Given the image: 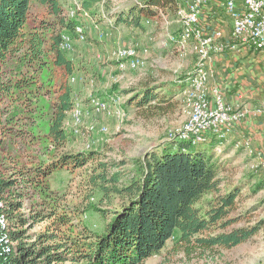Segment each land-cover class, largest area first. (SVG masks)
Listing matches in <instances>:
<instances>
[{"label": "trees", "instance_id": "trees-1", "mask_svg": "<svg viewBox=\"0 0 264 264\" xmlns=\"http://www.w3.org/2000/svg\"><path fill=\"white\" fill-rule=\"evenodd\" d=\"M77 1L92 19L107 20L112 28L141 29L142 21H159V11L173 15L178 8L176 0H135L113 12L111 0ZM65 11V0H0V100L18 111L0 122V147L1 137L15 131L13 121L31 113V100L20 105L15 92L39 91L45 84L53 108L44 137L54 150L63 149L70 137L64 122L74 105L69 80L76 67L59 45L66 35L77 39L78 16L70 19ZM113 95L129 96L124 107L145 116L165 115L177 105V90L164 84L115 89ZM18 135L30 134L20 130ZM211 149L206 141L189 138L126 162L91 166L87 183L106 201L103 208L87 210L105 221L99 232L75 224L49 197L25 205L30 192L47 187L51 174L86 168L95 153L53 155L29 168L0 160V264H144L169 242L187 253L227 251L245 243L264 230V220L243 225L235 216L242 188L223 178L228 163ZM40 224L43 230L33 232Z\"/></svg>", "mask_w": 264, "mask_h": 264}, {"label": "rangeland", "instance_id": "rangeland-1", "mask_svg": "<svg viewBox=\"0 0 264 264\" xmlns=\"http://www.w3.org/2000/svg\"><path fill=\"white\" fill-rule=\"evenodd\" d=\"M133 2L135 0H111L109 7L113 12H121ZM176 2L178 8H183L184 0ZM65 8V12L73 11L78 15L77 25L83 28L87 38L84 42L72 38L73 49L65 53L76 67V72L71 77L74 80H69V84L74 90V104L80 106L84 114L81 136L76 138L72 135L70 126L67 125L71 119L69 112L64 128L70 137L63 149L54 150L44 137L53 108V98L45 95L44 88L47 85H42L39 91L28 89L26 93L20 90L15 92V99L20 105L31 100V113H26L19 122L13 121L11 126L15 131L1 137L0 160H7L6 163L10 166L11 163L8 162L12 160L21 167L29 168L38 162L50 160L53 155L95 153V160L86 168L74 171L64 169L51 174L46 181L47 187L41 192H30L25 205L49 197L56 200L59 209L75 218V224L86 225L93 232H99L105 221L99 213L87 210L90 205L103 208L106 201L102 200L101 193L93 191L87 183L89 169L99 161L126 162L148 152H158L170 142L193 138L187 131L190 105L195 95L189 80L198 66V57L192 39L183 47L175 41L180 29L177 12L170 15L159 11V21H142L141 29H133L123 25L112 28L109 26L112 23L107 20L103 22L92 19L81 9L77 0H65ZM219 15L217 13L216 16ZM219 18L224 21L221 23L225 24V28L230 30L226 16L222 14ZM98 33H103V38ZM122 52H131L139 60L138 68L120 70L117 67V56ZM208 64L203 67L205 76L207 75V97L211 89H216L209 85L212 72ZM145 83L156 87L164 84L176 89V107L162 116H145L140 113L141 110L124 107V101L129 96L113 95L115 89L121 91L140 88ZM201 96L200 93L198 97ZM90 98H98L106 103L107 109L96 114L88 105ZM9 106L6 100H0L2 123H7V119L18 112ZM20 130L29 132V137L18 135ZM183 134L186 139H179ZM208 135L211 134L204 135L205 141ZM198 136L199 134L196 135ZM202 148L203 145L195 149ZM214 149L212 147V152L228 163L223 178L229 181L227 183L242 188L235 216H240L243 225H253L264 220V167L257 166L252 153L247 150L244 152L232 147L227 150L222 149V146L219 152ZM113 203L117 204L114 198ZM44 226L45 224L37 225L33 232L42 231ZM144 264H264V230H259L250 240L227 251L202 252L197 249L187 253L184 250L175 251L173 244L169 242L160 256L149 258Z\"/></svg>", "mask_w": 264, "mask_h": 264}, {"label": "built area", "instance_id": "built-area-1", "mask_svg": "<svg viewBox=\"0 0 264 264\" xmlns=\"http://www.w3.org/2000/svg\"><path fill=\"white\" fill-rule=\"evenodd\" d=\"M227 6L229 13L241 25L240 33H233L225 28V24L214 20L208 13L203 10L202 0H184L186 12L190 15V22L196 31H204V39H196L199 49L197 63L205 65L213 57L230 53L231 46L248 45L252 46L253 42L264 43V0H214ZM73 11L67 13V17L75 19ZM82 16V14H79ZM194 18H202V25H194ZM75 34L78 41V25L75 26ZM216 39H224V46H216ZM63 53L70 52L73 49L72 39L66 35L59 45ZM74 80L73 78L71 79ZM208 99L210 107H204L195 120V125L189 131L194 134L200 127L210 129L219 126L232 125L236 126L244 121L248 116L264 118V105L252 108L246 103L241 94L236 95V100L228 103L224 100V93L220 87L211 89ZM76 103V102H75ZM71 112L70 126L72 135L78 138V105L74 104ZM172 135V134H170Z\"/></svg>", "mask_w": 264, "mask_h": 264}, {"label": "crops", "instance_id": "crops-1", "mask_svg": "<svg viewBox=\"0 0 264 264\" xmlns=\"http://www.w3.org/2000/svg\"><path fill=\"white\" fill-rule=\"evenodd\" d=\"M220 22H222L221 19ZM228 23L231 29L229 20ZM220 40L224 41V39ZM253 52L252 48H240L236 52L231 51L213 57L209 64L207 63L212 72L209 85L220 87L226 102L232 103L236 100V95L241 94L244 101L252 108L264 105V51L253 49ZM206 100L210 107V99L206 97ZM205 134H211L206 137V143L218 151H220V146L227 150L230 147L244 152L247 150L252 153L253 161L258 163L257 166L264 167L263 117L248 116L236 126L225 125L218 127L217 131H203L197 138L205 142Z\"/></svg>", "mask_w": 264, "mask_h": 264}, {"label": "bare ground", "instance_id": "bare-ground-1", "mask_svg": "<svg viewBox=\"0 0 264 264\" xmlns=\"http://www.w3.org/2000/svg\"><path fill=\"white\" fill-rule=\"evenodd\" d=\"M202 6L203 10L209 14L211 18H214V20L220 22L219 16L224 14L226 18L229 20L231 24V31L233 33H240L241 32V25L239 22L234 19V17L229 13V8L227 6H222V4L218 3L214 0H202ZM222 14H221V12ZM220 12L219 16H216L217 13ZM87 17L86 15H84ZM177 16H178V22L180 23V29L176 38V43L180 46H184L185 43H187L190 39L193 40L195 44V54L197 57H199V49L198 44L196 42L195 36L197 39H204V31H196V29L193 27L192 24H185L190 22V15L186 12V5L184 4L183 8H178L177 10ZM226 20V19H225ZM223 22V21H222ZM194 25H202V18H194ZM228 27V25H227ZM99 37L103 38V33H98ZM85 40V34L82 27L78 26V41L84 42ZM216 46H224V41H216ZM240 48H252V46L248 45H239V46H231V51L236 52ZM253 49L256 51H264V43L260 42H253ZM118 64L117 67L124 71L127 69H136L138 68L139 60H137L131 52H122L117 56ZM117 62V61H116ZM197 65V64H196ZM140 67V66H139ZM204 65L198 64L196 71L194 74L190 77L189 83L190 87L193 89V93L195 95L192 98V103L190 105V116L189 121L187 124V131H190L191 128L195 125V120L198 116V112H201L204 107H209L208 102L206 100V76L203 69ZM190 93V92H189ZM201 93V97H198V95ZM116 97H113V99ZM88 105L91 109L94 110V112L97 113H103L107 109V104L100 101L98 98H90ZM84 114L80 106H78V137L81 136V128H82V118ZM220 127V126H219ZM207 130H214L217 131V128L210 129L208 127H200L198 131L195 133V138L199 140L200 138H197L196 135L200 132L207 131ZM192 136H194L193 133H191ZM194 138V137H193ZM179 139H186V135L183 134L182 136H179ZM189 139V138H188ZM187 139V140H188ZM216 152H219L217 149H215Z\"/></svg>", "mask_w": 264, "mask_h": 264}]
</instances>
